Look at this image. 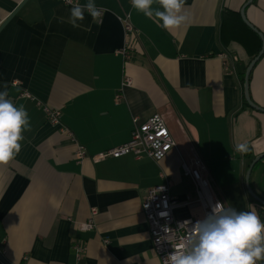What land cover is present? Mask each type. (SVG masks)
Masks as SVG:
<instances>
[{
    "label": "crops",
    "instance_id": "obj_1",
    "mask_svg": "<svg viewBox=\"0 0 264 264\" xmlns=\"http://www.w3.org/2000/svg\"><path fill=\"white\" fill-rule=\"evenodd\" d=\"M24 1L0 0V26ZM247 1L186 0L189 22L170 31L133 9L131 0H95L108 11L96 21L85 13L81 28L66 22L71 7L59 0L25 2L0 33V91L7 86L31 124L20 153L0 163V263L161 264L142 202L165 182L181 201L195 197L181 170L180 155L190 145L206 163L216 198L258 214L246 174L264 154V113L247 106L244 94L243 75L257 56L240 19ZM127 14L137 29L129 61L122 55ZM246 16L264 35V0H255ZM125 77L132 84L122 88ZM249 85L252 101L264 109V55ZM45 108L61 112L62 125L86 148L84 160L76 158L77 144L61 127L47 121ZM155 115L166 119L178 151L158 163L132 156L92 160L128 142L134 118L145 122ZM240 143L248 153L236 150ZM251 187L264 200V160ZM94 209V230L80 232ZM196 213L181 208L175 216ZM77 240L86 244L82 260Z\"/></svg>",
    "mask_w": 264,
    "mask_h": 264
},
{
    "label": "clouds",
    "instance_id": "obj_2",
    "mask_svg": "<svg viewBox=\"0 0 264 264\" xmlns=\"http://www.w3.org/2000/svg\"><path fill=\"white\" fill-rule=\"evenodd\" d=\"M67 2L71 4L72 0ZM154 3L160 7L154 9ZM185 4L186 0H131L133 9L169 31L189 22ZM102 11L108 10L99 8L95 0L76 3L69 9L66 22L73 28H81L85 13L96 21ZM59 22L64 23V17ZM30 128L26 108L12 102L5 86L0 91V163H7L20 153L23 132ZM236 150L245 153L248 146L240 143ZM258 261H264V221L255 210L237 211L217 202L211 213L196 222L194 233L185 238L180 248L166 256L164 264H257Z\"/></svg>",
    "mask_w": 264,
    "mask_h": 264
},
{
    "label": "built area",
    "instance_id": "obj_3",
    "mask_svg": "<svg viewBox=\"0 0 264 264\" xmlns=\"http://www.w3.org/2000/svg\"><path fill=\"white\" fill-rule=\"evenodd\" d=\"M65 6L71 7L73 4L79 3V0H72L69 4L67 0H59ZM123 27L127 35V43L122 50L125 61L132 59L134 55V47L132 39L137 29L131 22L130 14L122 18ZM225 62L228 60L223 55ZM225 70L230 72L227 63L224 64ZM132 84V80L125 77L122 82V88ZM26 98H32L30 95H24ZM117 101L121 99V95L116 96ZM47 121L52 125L61 127L69 139L77 144L76 158L81 161L87 157L86 148L76 142L74 134L61 123V112L50 108H45ZM133 131L131 139L114 148L100 153L92 160L94 162L105 161L108 159H120L126 156H132L135 159H147L153 162H160L167 157L172 151H178L179 145L167 127L164 116L155 115L145 122H140L138 118L133 119ZM181 156V170L185 177L192 180L195 187V197L181 201L171 194V189L167 182L151 189L144 201L142 202V212L149 226V233L153 244V249L160 260L164 264L166 256L176 249H179L185 238L194 233V225L197 221L203 220L211 213L213 206L217 202L223 204L214 195L211 181L208 177L207 166L199 152L194 146H189L186 154ZM165 180V176L162 175ZM181 208H187L190 211L200 210V214H193L188 218H176L175 213ZM97 211L92 210L91 218L77 229L80 232H90L94 230L95 224L93 217ZM77 258L82 260L86 251V244L83 240H77L74 245ZM2 253L0 252V257ZM5 264V263H0ZM258 264V263H257Z\"/></svg>",
    "mask_w": 264,
    "mask_h": 264
},
{
    "label": "water",
    "instance_id": "obj_4",
    "mask_svg": "<svg viewBox=\"0 0 264 264\" xmlns=\"http://www.w3.org/2000/svg\"><path fill=\"white\" fill-rule=\"evenodd\" d=\"M26 1H24L9 17L8 19L0 26V33L1 31L5 28V26L15 17V15L19 12V10L21 9V7L25 4ZM254 0H248L247 3L242 7L241 11H240V15L241 18L243 20V22L245 23V25L250 28L254 33H256L259 38L262 41V48L260 50V52L258 53V55L251 61V63L248 65L246 72H245V81H244V94H245V99L247 104L254 110L259 111L261 113H264V109L258 107L251 99L250 96V77H251V73L254 69V67L257 65V63L260 61V59L262 58V56L264 55V35L252 24L249 22V20L247 19L246 16V10L249 6H251L253 4ZM264 160V154L259 155L258 157H256L252 163L250 164L247 174H246V188L247 191L249 193V195L252 197V199L254 201H256L258 204H260L262 207H264V200L261 199L252 189L251 187V176L253 173V170L255 168V166L260 162Z\"/></svg>",
    "mask_w": 264,
    "mask_h": 264
},
{
    "label": "trees",
    "instance_id": "obj_5",
    "mask_svg": "<svg viewBox=\"0 0 264 264\" xmlns=\"http://www.w3.org/2000/svg\"><path fill=\"white\" fill-rule=\"evenodd\" d=\"M254 2H255V0H254ZM240 19H241V21H242V18H241V16H240ZM242 23H243V25L245 26V28H246V30H247V36L249 37V41L250 40H253L254 41V43L257 45V48H256V55H258V53L260 52V50H261V48H262V41H261V39L259 38V36L256 34V33H254L250 28H248L245 24H244V22L242 21ZM244 42V44H245V46L246 47H248L249 46V42H245V41H243ZM255 55V56H256ZM244 78H243V81L245 80V73H244ZM247 106H249L248 104H247ZM250 107V106H249ZM247 153H248V151H247ZM247 156H248V158H251V156L250 155H248L247 154ZM263 161V160H262ZM262 161H260L259 163H261ZM258 163V164H259ZM257 164V165H258ZM256 165V166H257ZM255 166V167H256ZM255 169V168H254ZM254 171V170H253ZM258 206H259V208H258V214H259V217L261 218V220L262 221H264V207H262L260 204H258L256 201H254Z\"/></svg>",
    "mask_w": 264,
    "mask_h": 264
}]
</instances>
